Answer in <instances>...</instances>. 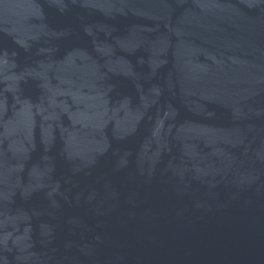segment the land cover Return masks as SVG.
<instances>
[{
  "label": "water",
  "instance_id": "water-1",
  "mask_svg": "<svg viewBox=\"0 0 264 264\" xmlns=\"http://www.w3.org/2000/svg\"><path fill=\"white\" fill-rule=\"evenodd\" d=\"M0 264H264V0H0Z\"/></svg>",
  "mask_w": 264,
  "mask_h": 264
}]
</instances>
